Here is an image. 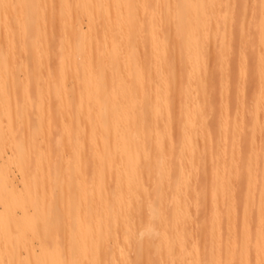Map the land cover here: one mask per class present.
Returning <instances> with one entry per match:
<instances>
[{"label": "bare ground", "instance_id": "bare-ground-1", "mask_svg": "<svg viewBox=\"0 0 264 264\" xmlns=\"http://www.w3.org/2000/svg\"><path fill=\"white\" fill-rule=\"evenodd\" d=\"M3 125L27 196L0 246L31 226L47 264H264V0H0L15 188Z\"/></svg>", "mask_w": 264, "mask_h": 264}, {"label": "rangeland", "instance_id": "rangeland-1", "mask_svg": "<svg viewBox=\"0 0 264 264\" xmlns=\"http://www.w3.org/2000/svg\"><path fill=\"white\" fill-rule=\"evenodd\" d=\"M252 1V0H250ZM253 36H255L253 34ZM251 36V37H253ZM8 40L10 37H7ZM250 96V95H248ZM248 98V97H247ZM250 98V97H249ZM14 115L15 113L12 112ZM3 122V121H2ZM2 127V133L7 135V137H11L12 135L15 136L13 130H11L9 127L7 128L5 125ZM14 128V127H13ZM17 136H15L16 138ZM20 136L17 137V140L13 141H7L6 146L4 147L5 152L7 155L4 157L5 163L8 166V172L11 175V178L13 177V181L17 185L15 188H11L10 186L5 187L3 183L5 181H2L0 179V236L4 233L5 225L11 224L14 222L15 218L20 216L22 213L23 206L26 204L25 195L21 189V185L19 184V180L21 178V174L18 171V169L15 167V164L11 162L10 160L7 161V157L12 158V152L14 151L13 145H18L20 142L18 141ZM14 138V137H13ZM12 139V138H11ZM3 159H0V163H2ZM46 179V177H44ZM11 189V191H10ZM24 194V195H23ZM3 199L7 201H11V204H3ZM24 204V205H22ZM18 225V224H17ZM46 230V229H45ZM34 230L31 226H23V228L19 229L18 232H16L10 239H7L6 241H3L0 246V264H35L34 260L36 261V264H47L45 261H43L42 257L44 256V253L41 249L40 240L33 236ZM74 234L76 233V227H74V230L72 231ZM32 241L33 245L31 246V250H33V253L25 252L21 247V244L19 248L17 249L16 242L18 241ZM46 245L50 246L49 249L51 251H58L62 252L63 244H60L58 238L53 237L52 235L48 234L46 238ZM17 249V250H16ZM19 251V252H18ZM17 255L18 261L11 260V255Z\"/></svg>", "mask_w": 264, "mask_h": 264}]
</instances>
